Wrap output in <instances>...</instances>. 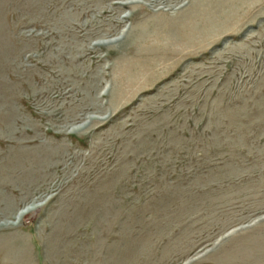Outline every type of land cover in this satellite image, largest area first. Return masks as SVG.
Wrapping results in <instances>:
<instances>
[{"label":"rangeland","instance_id":"374dc122","mask_svg":"<svg viewBox=\"0 0 264 264\" xmlns=\"http://www.w3.org/2000/svg\"><path fill=\"white\" fill-rule=\"evenodd\" d=\"M0 264H264V0H0Z\"/></svg>","mask_w":264,"mask_h":264},{"label":"bare ground","instance_id":"6f19581e","mask_svg":"<svg viewBox=\"0 0 264 264\" xmlns=\"http://www.w3.org/2000/svg\"><path fill=\"white\" fill-rule=\"evenodd\" d=\"M19 217H20V215H17V218H19ZM17 218H16V219H17Z\"/></svg>","mask_w":264,"mask_h":264}]
</instances>
